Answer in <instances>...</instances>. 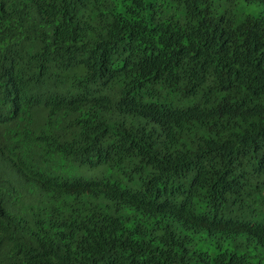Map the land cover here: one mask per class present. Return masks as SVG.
I'll return each mask as SVG.
<instances>
[{"label":"trees","instance_id":"obj_1","mask_svg":"<svg viewBox=\"0 0 264 264\" xmlns=\"http://www.w3.org/2000/svg\"><path fill=\"white\" fill-rule=\"evenodd\" d=\"M0 264H264V0H0Z\"/></svg>","mask_w":264,"mask_h":264},{"label":"rangeland","instance_id":"obj_2","mask_svg":"<svg viewBox=\"0 0 264 264\" xmlns=\"http://www.w3.org/2000/svg\"><path fill=\"white\" fill-rule=\"evenodd\" d=\"M243 11L246 14H250V15L254 14V15H256L258 13H263V6L262 5H256V4H250V5L244 6L243 7ZM97 170H99V169H91V170L81 169L80 174L76 173L75 176H80V177L85 178V179L94 178V177L98 176V171ZM73 173L74 172H72V174Z\"/></svg>","mask_w":264,"mask_h":264}]
</instances>
